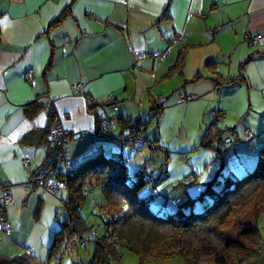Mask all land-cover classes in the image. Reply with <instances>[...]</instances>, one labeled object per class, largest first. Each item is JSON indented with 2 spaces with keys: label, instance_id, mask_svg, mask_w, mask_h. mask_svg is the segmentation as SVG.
<instances>
[{
  "label": "crops",
  "instance_id": "0c3cea01",
  "mask_svg": "<svg viewBox=\"0 0 264 264\" xmlns=\"http://www.w3.org/2000/svg\"><path fill=\"white\" fill-rule=\"evenodd\" d=\"M68 5L61 22L51 25ZM258 34L252 45L249 38ZM133 51L166 54L135 65ZM181 52L182 65L175 68ZM222 72L238 73L244 82L257 80L264 89V0H0V183H8L13 198L3 213L11 227L0 228V254L19 255L28 264L56 261L49 259V248L67 213L60 217L56 194L24 185L50 151L54 123L74 132L67 146L73 168L97 156L129 163L131 149L140 165L152 155L142 156L150 147L145 143L128 149L122 141L127 127L101 134L100 116L110 107L88 108L73 88L76 83L97 101L113 93L119 114L144 122V136L156 148L166 145L162 123L174 108L172 95H195L183 102L174 98L178 108L212 99ZM158 100L159 113L153 110ZM258 220L259 256L242 264H264V213ZM119 251L109 264H125L129 252ZM133 260L140 264L138 257ZM157 262L187 264L180 257Z\"/></svg>",
  "mask_w": 264,
  "mask_h": 264
},
{
  "label": "trees",
  "instance_id": "16d2710c",
  "mask_svg": "<svg viewBox=\"0 0 264 264\" xmlns=\"http://www.w3.org/2000/svg\"><path fill=\"white\" fill-rule=\"evenodd\" d=\"M69 9L70 5L51 25L60 23ZM183 55L184 52L179 54L175 68L182 65ZM206 64H210V61ZM28 105L29 108L34 107L35 103ZM161 106V101H157L153 110L159 113ZM138 122L145 127L142 121L132 123L125 119L120 126L129 127ZM144 132L145 128V138ZM249 139L251 137L246 140ZM223 142L218 146L220 153L224 152L220 150ZM149 143L150 147L155 148L153 141ZM232 182V179H225L224 188L211 193L213 200L210 203L202 196L210 191L207 186L199 196L186 197L182 207L174 213L161 215L149 207L150 199L158 193L155 178L148 175L145 166L130 173L126 162L120 157L90 158L74 168L68 178V198L64 201L67 216L54 234L49 259L54 258L61 264L69 243L82 244L88 240L95 244L94 254L89 260L78 259L77 264H109L112 259L120 257L119 246L134 253L140 264L172 257L183 258L187 264H242L254 260L259 256L258 245L261 241L257 221L264 213V141L254 169L236 178L233 186L230 185ZM150 183L152 186L148 194L140 195L141 190ZM92 184L101 188L107 206L115 213L108 219L103 217L100 236L96 234L95 239H87L83 234L87 226L79 209L83 196ZM199 202L200 207L197 206ZM122 204L124 208H120ZM0 264L28 263L19 255L0 254Z\"/></svg>",
  "mask_w": 264,
  "mask_h": 264
},
{
  "label": "rangeland",
  "instance_id": "374dc122",
  "mask_svg": "<svg viewBox=\"0 0 264 264\" xmlns=\"http://www.w3.org/2000/svg\"><path fill=\"white\" fill-rule=\"evenodd\" d=\"M247 57L248 55L243 58V63ZM243 71L245 74L244 67ZM237 74L222 72L221 77H216L218 88L214 98L207 96L205 100L199 98L200 100L184 102L189 107L178 108L181 104L173 100L177 94L172 95L174 108L162 123L165 147H149L147 153L142 154H152L145 163H141H144L148 175L154 176L156 181L155 190L158 194L149 203L154 212L161 215L174 213L182 207L186 197L199 196L207 186L210 191L202 196L210 203L213 200L211 193L222 190L225 179H232L234 182L242 174L254 169L264 141V89L257 80L251 78L244 82ZM175 80L177 78L168 79L163 88L173 84ZM219 110L225 112L224 117L215 118L210 114L211 111ZM155 126H152V131H155ZM247 131L252 135L249 140H246ZM225 140L232 141L233 145L228 152L226 150V153L221 154L218 146ZM130 151L132 157L126 164L131 173L143 165L139 163V156H135L138 152L132 149ZM229 152L231 155H227ZM194 175L197 177H193ZM233 182L230 185L233 186ZM151 186L152 183L143 188L140 195H147ZM90 187L83 196L79 209L87 226L83 233L87 239L92 236V232H96L94 234L97 236L101 235L99 223H102L103 213L106 219L115 213V210L107 206L101 188L96 184ZM55 196L61 206L60 217H63L67 213L64 201L68 198V190L62 189ZM200 204L199 202L197 206L200 207ZM120 208H124V205ZM119 248L123 249L117 247L118 250ZM94 249L92 241L86 240L83 244L76 242L75 245L71 242L61 258V264H77L78 259L89 260ZM136 257L132 252L127 253L125 264H134L133 259ZM157 261L151 260L145 264H158Z\"/></svg>",
  "mask_w": 264,
  "mask_h": 264
},
{
  "label": "built area",
  "instance_id": "2783aa9c",
  "mask_svg": "<svg viewBox=\"0 0 264 264\" xmlns=\"http://www.w3.org/2000/svg\"><path fill=\"white\" fill-rule=\"evenodd\" d=\"M260 38V34L249 38V42L254 45L257 39ZM171 41H175L171 39ZM67 43L63 45V49H66ZM166 51L163 53H153V57H163ZM143 51H133L135 65L142 59L150 56ZM25 79L30 80L32 77V71L29 69L24 74ZM74 90L82 93L85 97V102L88 108L106 104L110 107L109 112H105L100 116L99 120V132L101 134H107L114 128L120 126L123 123V117L118 112V105L115 102V95L110 93L106 96L105 101H97L90 94L85 92L82 83H76L73 86ZM195 98L194 94H181L176 97L177 102L189 101ZM161 101V100H158ZM211 115L214 117H223L224 111H211ZM144 125L142 123H136L126 128L123 134L122 140L125 144L130 146H140L144 143L150 144L143 137ZM74 132L70 129L62 127L59 123H54L48 132V139L50 142V151L47 154L44 162L38 168H36L27 178L24 185L26 188H40L48 193L57 194L61 189L66 190L68 185V178L72 175L73 166L68 156L67 146L70 140L73 138ZM249 133L246 134V139L250 138ZM232 147L230 141H224L221 146V151H226ZM23 163L27 164L28 159H23ZM135 179V177H132ZM8 183H0V228L2 230H8L11 225L7 218L3 215L4 211L13 203L12 195L7 191ZM109 218V217H108ZM99 227L102 229V223H99ZM96 232H92V239H95ZM112 240V239H111ZM30 248L27 247L26 251L30 252ZM47 264H58L56 261Z\"/></svg>",
  "mask_w": 264,
  "mask_h": 264
}]
</instances>
